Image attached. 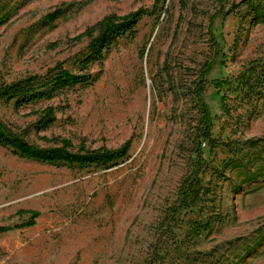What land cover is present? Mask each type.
<instances>
[{
  "label": "rangeland",
  "instance_id": "rangeland-1",
  "mask_svg": "<svg viewBox=\"0 0 264 264\" xmlns=\"http://www.w3.org/2000/svg\"><path fill=\"white\" fill-rule=\"evenodd\" d=\"M240 1L0 0V133L40 150L131 143L86 167L0 146V264H264V0L215 21L220 57L204 93L214 142L202 145L200 193L175 211L196 165L209 21ZM138 9L137 26L87 62L97 33L80 36ZM62 72L98 79L56 89ZM33 93L45 95L17 104Z\"/></svg>",
  "mask_w": 264,
  "mask_h": 264
},
{
  "label": "trees",
  "instance_id": "trees-1",
  "mask_svg": "<svg viewBox=\"0 0 264 264\" xmlns=\"http://www.w3.org/2000/svg\"><path fill=\"white\" fill-rule=\"evenodd\" d=\"M249 0H241L236 5H232L230 10L218 11L215 13L209 21L208 35L210 37L211 43L214 48V56L212 60L204 67L201 75L197 79L193 95L196 98L197 105L200 113V124L196 131L193 144L196 155V165L194 171L191 173L188 180L184 183L183 188L179 194L178 203L175 211H181L188 207L189 201L195 199L200 193V187L197 181L199 174L205 165V158L202 145H211L214 142L212 136V114L208 104L205 101L204 93L205 86L208 84L207 77L213 72L216 62L220 57L219 43L216 35L213 31L215 21L222 17L228 16L230 12L238 7H241L248 3ZM56 15H50L49 18L56 19ZM145 16V12L142 9H138L131 12L123 17H117L114 15L107 16L103 18L100 22L87 29L82 36H91L92 33L96 32L97 36L93 39L92 53L87 58V62H98L101 60V55L104 50L108 49L116 40L120 37L125 36L130 33L137 24ZM79 37V38H80ZM243 73L238 75L233 80H215L211 84L215 88H221L223 86L234 85L237 80L243 77ZM98 76L92 77L91 75H73L67 72H62L60 76L55 79V88L63 89L67 87H73L76 85L84 84L91 85L95 83ZM22 85V81L16 82L7 86L2 91L3 95H9L10 92H17ZM44 93H33L30 95H25L17 101L19 106L29 104L35 100L44 97ZM53 120L52 111L48 109V115ZM63 145L60 148L53 149H34L32 146L23 142L17 138H7L0 133V146L5 148H10L14 152L18 153L21 157L47 163V164H64L69 166L86 167L90 165H103L114 163L120 159H123L129 152L130 141L124 142L117 149H95L91 150L88 148L81 147L76 152H71L68 150L70 144L67 141L62 142ZM31 215L30 221L27 223L28 226L34 224V219L38 216V213L29 212ZM154 254L151 256L148 264H153Z\"/></svg>",
  "mask_w": 264,
  "mask_h": 264
}]
</instances>
